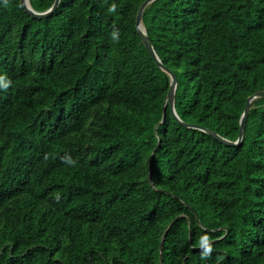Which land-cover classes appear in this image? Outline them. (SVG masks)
<instances>
[{
  "label": "trees",
  "instance_id": "16d2710c",
  "mask_svg": "<svg viewBox=\"0 0 264 264\" xmlns=\"http://www.w3.org/2000/svg\"><path fill=\"white\" fill-rule=\"evenodd\" d=\"M143 1L0 0V264H160L172 221L161 264H264V96L237 146L180 124ZM142 24L179 118L236 140L264 0H153Z\"/></svg>",
  "mask_w": 264,
  "mask_h": 264
},
{
  "label": "water",
  "instance_id": "95a60500",
  "mask_svg": "<svg viewBox=\"0 0 264 264\" xmlns=\"http://www.w3.org/2000/svg\"><path fill=\"white\" fill-rule=\"evenodd\" d=\"M152 1L153 0H144L140 4V6H139V8L137 10V13H136V17H135V27H136V30H137V32H138V34H139V36H140V38L142 40V43L144 44V46H145L146 50L148 51V53L150 54V56L154 59V61L156 62L157 66L161 70L166 72L168 74L169 78H170L169 89H168V92H167V95H166L165 102L168 104V107H169L171 115L180 124H182L184 126H187V127L198 128V129H200L202 131L208 132L214 138L222 141L223 143H225L227 145H231V146L239 145L242 142V139H243V136H244L245 119H246L247 114H248V110H249V107H250V102L253 99L257 98V97L264 96V90L256 91L253 95H251V96H249L247 98L244 110H243V112L241 114V117H240V120H239L238 135H237L236 140H234V141H230L228 139H225L222 136L218 135L216 132H213V131H211V130H209L207 128L200 127V126H197L195 124L186 123V122L182 121L179 118V116L177 115V113L175 111V107H174V94H175V89H176V85H177L175 75L168 67H166L161 62V60L157 56V54H156V52L154 50V47H153L149 37L147 36V34L145 32V29L143 27V24H142V12H143L144 8ZM20 2L22 4V6L24 7L25 11L28 12L32 17L44 18V17H47V16L51 15L57 9L60 0H54L53 3L51 4V6L49 8H47L46 10H44V11H36V10H34L31 7V5L29 3V0H20ZM164 116H165V107L163 106V109H162V120L164 119ZM162 120L160 122H162ZM152 156H153V153L151 154L150 159H149V164H148L149 168H150V160H151ZM149 179H150V176H149ZM172 223H173V221L165 229V231H164V233L162 235V240H163L164 235L167 233L168 229L171 227ZM162 240H161V243H160V264L162 262V259H161Z\"/></svg>",
  "mask_w": 264,
  "mask_h": 264
},
{
  "label": "clouds",
  "instance_id": "9594fccd",
  "mask_svg": "<svg viewBox=\"0 0 264 264\" xmlns=\"http://www.w3.org/2000/svg\"><path fill=\"white\" fill-rule=\"evenodd\" d=\"M115 35H116V33H113V36H115ZM8 83L9 82L7 81V79L4 76L0 75V86L7 87ZM67 162L71 163L72 161L68 160ZM210 251H211V246H210V244L206 243L204 246V254H208Z\"/></svg>",
  "mask_w": 264,
  "mask_h": 264
},
{
  "label": "snow or ice",
  "instance_id": "6c2138e0",
  "mask_svg": "<svg viewBox=\"0 0 264 264\" xmlns=\"http://www.w3.org/2000/svg\"><path fill=\"white\" fill-rule=\"evenodd\" d=\"M204 242H205V244H206V238H205V241H204Z\"/></svg>",
  "mask_w": 264,
  "mask_h": 264
}]
</instances>
